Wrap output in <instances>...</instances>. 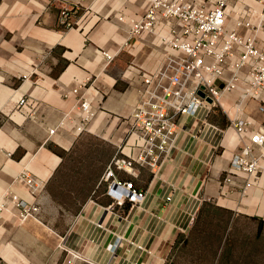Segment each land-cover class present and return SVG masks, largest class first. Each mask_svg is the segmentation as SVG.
<instances>
[{"label": "crops", "instance_id": "obj_1", "mask_svg": "<svg viewBox=\"0 0 264 264\" xmlns=\"http://www.w3.org/2000/svg\"><path fill=\"white\" fill-rule=\"evenodd\" d=\"M150 6V0H0V203H9L0 224L2 264H67L60 244L82 255L76 264H264V172L245 196L246 177L225 182L233 157L250 142L232 127L233 118L264 131V92L242 107L246 83L225 95L219 108L226 127L215 107L180 116L175 147L158 172H118L146 195L128 211L110 196L105 173L83 168L85 136L103 137L115 155L132 153L141 73L156 71L165 55L164 21L154 33L130 35L131 21ZM65 10L70 27L61 22ZM227 12L228 30L248 35L237 25L258 20L264 0H231ZM104 52L114 56L111 63ZM23 97L36 118L19 111ZM84 99L95 117L79 135ZM25 172L43 184L39 191L22 179ZM14 196L37 207V219L21 223Z\"/></svg>", "mask_w": 264, "mask_h": 264}, {"label": "built area", "instance_id": "obj_2", "mask_svg": "<svg viewBox=\"0 0 264 264\" xmlns=\"http://www.w3.org/2000/svg\"><path fill=\"white\" fill-rule=\"evenodd\" d=\"M150 1L151 6L145 16L131 21L130 35L154 33L164 21L167 31L161 39L165 48L163 63L156 71L141 73L143 87L131 116L132 128L128 139L132 153L124 155L118 152L104 177L109 182L110 196L119 204L129 202L132 207L140 205L146 195L132 179L118 178V172L135 175L139 168L158 172L175 147L180 116H195L201 108L211 110L219 107L223 97L236 91L242 83H246L248 88L241 96V107L247 100L264 92V48L259 45V35L264 29V12L258 20L252 17L239 22L237 27L250 31L248 35H241L237 29L227 28V10L231 0H206L203 4L194 0ZM61 22L72 26L66 10L62 12ZM103 54L108 63L114 60L113 55ZM23 79L27 80L29 76ZM201 91L205 93V98L200 95ZM73 93L77 94L79 90L75 89ZM208 98L213 100L212 104L207 101ZM33 108L29 98L23 97L19 101V111L34 119L36 110ZM78 110L81 112L80 135L89 130L95 112L87 99L82 100ZM261 110L264 111V107ZM67 117L60 126L65 125ZM232 127L242 137L249 136L250 142L244 141L243 148L233 157L225 182L232 184L237 176L246 177L242 188L245 196L253 179L264 172V131L253 132L250 123L237 116L233 118ZM55 132L56 129L51 130V134ZM22 179L33 192L43 187L26 172ZM12 201L20 209L21 223L37 219V207L17 196ZM8 205L7 200L0 203V224L8 212ZM59 247L68 253L67 264H76L82 258L80 253L68 250L63 244Z\"/></svg>", "mask_w": 264, "mask_h": 264}, {"label": "rangeland", "instance_id": "obj_3", "mask_svg": "<svg viewBox=\"0 0 264 264\" xmlns=\"http://www.w3.org/2000/svg\"><path fill=\"white\" fill-rule=\"evenodd\" d=\"M67 11V10H66ZM84 142L90 144L88 148L82 149L81 158L89 159L88 168L90 173H106L108 165L105 162L110 158L113 159L115 156L116 148L114 145H110L103 137L96 136H85L82 139ZM83 163H86L85 160H82ZM81 168V166L76 163L73 168Z\"/></svg>", "mask_w": 264, "mask_h": 264}, {"label": "trees", "instance_id": "obj_4", "mask_svg": "<svg viewBox=\"0 0 264 264\" xmlns=\"http://www.w3.org/2000/svg\"><path fill=\"white\" fill-rule=\"evenodd\" d=\"M214 111L218 114L219 119H221L220 122H218L219 125H221L222 127H226L228 123L226 121L225 116H223L222 110L219 107H215ZM125 207H126V211H128L132 206L129 202H126Z\"/></svg>", "mask_w": 264, "mask_h": 264}, {"label": "water", "instance_id": "obj_5", "mask_svg": "<svg viewBox=\"0 0 264 264\" xmlns=\"http://www.w3.org/2000/svg\"><path fill=\"white\" fill-rule=\"evenodd\" d=\"M200 95H201L203 98L206 97L205 93L202 92V91L200 92ZM207 101H208L209 103H211V104L213 103V100H212L211 98H208Z\"/></svg>", "mask_w": 264, "mask_h": 264}]
</instances>
